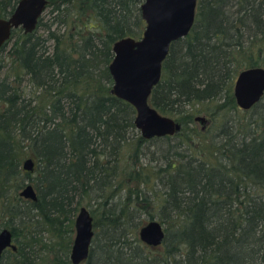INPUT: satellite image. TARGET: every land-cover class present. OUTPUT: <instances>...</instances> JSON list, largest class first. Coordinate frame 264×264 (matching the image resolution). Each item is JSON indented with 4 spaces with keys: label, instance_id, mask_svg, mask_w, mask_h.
Wrapping results in <instances>:
<instances>
[{
    "label": "trees",
    "instance_id": "obj_1",
    "mask_svg": "<svg viewBox=\"0 0 264 264\" xmlns=\"http://www.w3.org/2000/svg\"><path fill=\"white\" fill-rule=\"evenodd\" d=\"M17 1L0 0V17ZM142 1L47 0L34 30L18 27L0 47L10 42L0 59V217L16 244L0 264H71L85 198L101 211L92 210L81 264H264V94L242 109L232 93L240 69L264 66V0H197L194 23L171 42L149 97L182 130L153 137L179 139L144 174L134 159L151 138L135 127L133 105L110 91L108 70L113 42L142 34ZM196 115L208 119L204 129L194 128ZM28 156L31 171L22 168ZM156 178L165 236L149 246L128 196L141 190L147 205L154 198L130 186L122 201L114 196L128 179L155 186ZM26 182L36 200L19 194Z\"/></svg>",
    "mask_w": 264,
    "mask_h": 264
},
{
    "label": "water",
    "instance_id": "obj_2",
    "mask_svg": "<svg viewBox=\"0 0 264 264\" xmlns=\"http://www.w3.org/2000/svg\"><path fill=\"white\" fill-rule=\"evenodd\" d=\"M197 0H143L140 14L144 28L139 37L123 36L112 44L113 57L108 64L112 77L110 91L135 108L134 125L144 138L173 135L181 124L174 117L159 112L149 101L153 87L161 77L162 62L172 41L185 36L191 29ZM47 0H18L13 11L0 17V47L8 41L12 30L20 27L27 33L34 30L45 10ZM232 93L238 107L249 109L264 94V66L253 65L240 69L233 81ZM195 120L204 129L208 119L196 115ZM35 161L28 156L22 160V168L31 171ZM19 194L31 200L37 199L32 183L26 182ZM74 235L68 257L71 264H81L89 254L94 235L93 217L85 206H79L74 216ZM139 239L158 246L165 236L164 225L156 218L146 220L137 230ZM16 249L12 231L0 228V259L5 249Z\"/></svg>",
    "mask_w": 264,
    "mask_h": 264
},
{
    "label": "rangeland",
    "instance_id": "obj_3",
    "mask_svg": "<svg viewBox=\"0 0 264 264\" xmlns=\"http://www.w3.org/2000/svg\"><path fill=\"white\" fill-rule=\"evenodd\" d=\"M45 12V10H44ZM10 46V42L7 43L5 49L3 51H0V59L3 61H6L8 58L7 50ZM193 126L195 129H199L201 124L198 121L193 122ZM139 135V133H138ZM179 138L178 137H172V138H164V139H157V138H151L147 139L144 141L142 144L141 151L138 152V155L136 159H134V165L137 166V168L141 169V173H152L155 171L158 167L162 166L163 160H162V150H164L169 142L177 141ZM133 153V152H132ZM155 186H152V182L148 184H140L138 179H128L127 183L124 184V190L117 192L116 195L114 196V201L119 202L122 201L124 198V195L127 196L128 193V186H130L133 189L136 188H142L143 191H145L148 194H151V198H154V201L150 203L149 205L148 202H150L149 198L146 200V203L142 200L141 196L139 193L140 191L134 192L132 191L130 193L129 201L132 202V207L136 206L135 211V221L137 220H142L146 221L149 216L153 215L155 218L158 217L159 214V205L157 204V201H160L162 198V183L159 180V178H156L154 181ZM138 193V198H136ZM150 198V199H151ZM137 199V200H136ZM81 205H85L89 210L90 213L92 214V210L95 208L96 212L98 210L101 211V208H98V203L96 202L95 198H85L82 200ZM3 221L4 219L0 217V227L3 226ZM93 229L95 231V228L93 226ZM74 235V230L72 233V237Z\"/></svg>",
    "mask_w": 264,
    "mask_h": 264
},
{
    "label": "bare ground",
    "instance_id": "obj_4",
    "mask_svg": "<svg viewBox=\"0 0 264 264\" xmlns=\"http://www.w3.org/2000/svg\"><path fill=\"white\" fill-rule=\"evenodd\" d=\"M182 130V129H181ZM33 185V184H32ZM36 185V184H35ZM37 188V187H36ZM18 221V220H17ZM12 229V228H11ZM14 237V236H13ZM164 243V242H163ZM7 251H8V249H7Z\"/></svg>",
    "mask_w": 264,
    "mask_h": 264
},
{
    "label": "flooded vegetation",
    "instance_id": "obj_5",
    "mask_svg": "<svg viewBox=\"0 0 264 264\" xmlns=\"http://www.w3.org/2000/svg\"><path fill=\"white\" fill-rule=\"evenodd\" d=\"M10 249V248H9ZM4 252V251H3Z\"/></svg>",
    "mask_w": 264,
    "mask_h": 264
}]
</instances>
